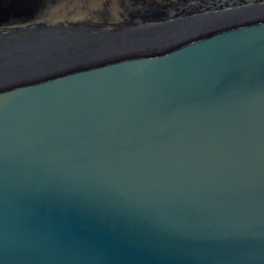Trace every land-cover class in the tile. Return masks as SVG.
Returning <instances> with one entry per match:
<instances>
[{"label": "water", "instance_id": "1", "mask_svg": "<svg viewBox=\"0 0 264 264\" xmlns=\"http://www.w3.org/2000/svg\"><path fill=\"white\" fill-rule=\"evenodd\" d=\"M0 264H264V0H0Z\"/></svg>", "mask_w": 264, "mask_h": 264}]
</instances>
